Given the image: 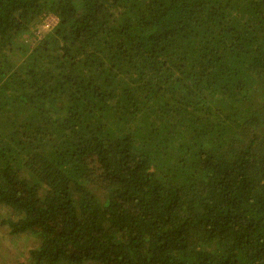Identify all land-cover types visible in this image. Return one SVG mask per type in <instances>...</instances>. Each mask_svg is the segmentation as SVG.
Segmentation results:
<instances>
[{
  "label": "trees",
  "instance_id": "trees-1",
  "mask_svg": "<svg viewBox=\"0 0 264 264\" xmlns=\"http://www.w3.org/2000/svg\"><path fill=\"white\" fill-rule=\"evenodd\" d=\"M0 228L33 264H264V0H0Z\"/></svg>",
  "mask_w": 264,
  "mask_h": 264
},
{
  "label": "rangeland",
  "instance_id": "rangeland-1",
  "mask_svg": "<svg viewBox=\"0 0 264 264\" xmlns=\"http://www.w3.org/2000/svg\"><path fill=\"white\" fill-rule=\"evenodd\" d=\"M55 23L53 16H48L44 19L41 26L38 27L36 34L41 36L49 26ZM4 229L0 228V264H17L23 262L25 264H33L27 259L26 251L34 245L31 237L25 234H17L9 241V236H5Z\"/></svg>",
  "mask_w": 264,
  "mask_h": 264
}]
</instances>
